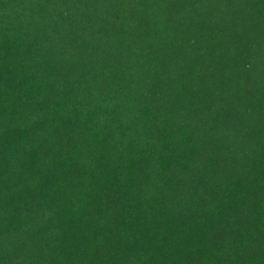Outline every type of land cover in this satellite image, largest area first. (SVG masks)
Here are the masks:
<instances>
[{"label": "trees", "instance_id": "1", "mask_svg": "<svg viewBox=\"0 0 264 264\" xmlns=\"http://www.w3.org/2000/svg\"><path fill=\"white\" fill-rule=\"evenodd\" d=\"M0 264H264V0H0Z\"/></svg>", "mask_w": 264, "mask_h": 264}]
</instances>
